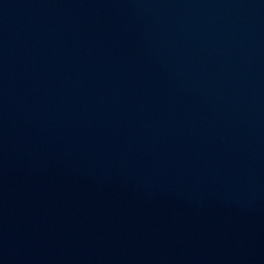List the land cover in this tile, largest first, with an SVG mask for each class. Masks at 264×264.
<instances>
[{
    "label": "water",
    "instance_id": "95a60500",
    "mask_svg": "<svg viewBox=\"0 0 264 264\" xmlns=\"http://www.w3.org/2000/svg\"><path fill=\"white\" fill-rule=\"evenodd\" d=\"M0 264H264V0H0Z\"/></svg>",
    "mask_w": 264,
    "mask_h": 264
}]
</instances>
